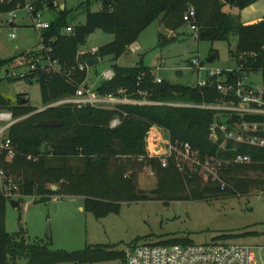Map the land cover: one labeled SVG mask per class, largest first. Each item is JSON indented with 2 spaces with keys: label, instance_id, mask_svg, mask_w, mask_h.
<instances>
[{
  "label": "trees",
  "instance_id": "16d2710c",
  "mask_svg": "<svg viewBox=\"0 0 264 264\" xmlns=\"http://www.w3.org/2000/svg\"><path fill=\"white\" fill-rule=\"evenodd\" d=\"M102 4L101 10L92 11L93 0H86L85 24H72L69 10L57 7V14L51 27L41 34L45 47H51V58L58 60V68H52L46 52H24L19 57L31 59L36 64L23 77L40 85L44 105L75 94L78 86L86 81L87 73L80 69V63L88 58L111 56L119 59L127 46L137 41L138 36L150 24L163 20L169 30H177L184 21V14L194 7L195 24L199 27V41H227L237 36L235 49L230 56L237 63L240 72L261 73L264 80V17L243 22L224 10L225 5L244 10L260 0H95ZM53 0H46L51 9ZM17 1L0 2V15L16 8ZM43 8V5L39 6ZM166 24V25H167ZM73 25L72 33H64ZM114 34V39L101 46L95 55L77 57L78 50L85 46L97 30ZM159 45L173 42L163 32L159 33ZM213 60L218 51L213 50ZM18 57L0 59V69L7 67ZM43 59L46 63H38ZM212 60V61H213ZM114 76L100 83L101 94H115L124 89L129 97L141 98L140 91L149 94L151 101L171 103L184 102L200 104L220 99L215 88H201L195 85L173 83L162 79L155 81L152 68L143 60L136 65H112ZM2 79H0L1 82ZM24 96H18L16 105L0 92V109H9L14 118L23 117L13 124L8 133L16 155L9 160L5 150L0 151V169L6 177L20 178L19 196H39L46 202L51 196L78 195L84 198V209L93 212L97 218L111 212H118L121 202L140 200H201L229 194H248L252 189H264V148L236 144L237 152L249 154L252 162L232 164L221 170V175L230 184L222 188L217 183L205 182L199 175L180 172L173 161L162 167L157 160H149L156 171L157 186L149 193L140 189L138 176L144 162L138 156L146 154V138L152 126L157 125L170 131L173 140L189 142L200 150L202 156L218 152L219 145L210 138V125L215 111L206 108L174 106L169 104H122L118 110L95 107H78L62 104L34 113L37 108L21 103ZM127 113L123 116V113ZM27 116V117H26ZM120 116L122 122L111 127L110 121ZM63 121L58 127L41 126L42 120ZM229 141V146H233ZM231 155L230 152L227 153ZM31 156L32 158H28ZM36 159V160H34ZM129 176H124L125 172ZM64 178L62 185L52 188V183ZM0 180V264H16L26 259L27 264L91 263L119 258L126 261L125 251H113V245L88 246L83 250H53L50 243L28 242L23 226L16 233L6 228V207L10 199L6 195V181ZM68 182V183H67ZM13 190V191H12ZM116 201L112 203L110 201ZM19 207V206H18ZM138 238L132 243V245ZM163 244L192 241L184 237L163 240Z\"/></svg>",
  "mask_w": 264,
  "mask_h": 264
},
{
  "label": "rangeland",
  "instance_id": "374dc122",
  "mask_svg": "<svg viewBox=\"0 0 264 264\" xmlns=\"http://www.w3.org/2000/svg\"><path fill=\"white\" fill-rule=\"evenodd\" d=\"M85 1L56 0L60 7L61 4H66L70 22L77 25L86 22ZM100 7V2L93 0L91 10L98 11ZM191 8L194 9L192 6ZM224 10L236 18L239 17L243 22L254 21L264 17V0L247 10H239L230 5H225ZM43 14L45 19L53 20L57 14V7L46 8ZM16 23L15 26H10L7 23V17L0 15V59L13 56L19 59L22 52L37 49L40 46V35L32 26L31 19L25 11L19 12ZM166 24L163 20L150 24L135 41L140 44L141 50L138 46V52L132 53L131 49L137 46L135 42L129 44L122 58L117 61L118 64L131 66L143 59L144 64L152 67L154 73L163 79L186 85H196L197 81L204 76L203 71L197 76L189 68L190 62L195 59L202 61L205 66L223 69L238 68L229 53L230 49L236 47L237 36L232 35L230 43L199 41L186 23H183L177 30H169ZM160 32L175 40L159 45ZM11 34L15 37L11 38ZM95 34L96 38H90L87 44L78 50V58L85 57L84 55H95L96 52H91L92 48L104 46L114 39L113 33L100 29ZM213 50L218 51V57L209 62L208 59L213 55ZM100 58L96 66L85 67L82 70L87 73L86 80H88V71L92 78L96 75V70L103 73L112 66L111 56H100ZM16 61L13 62L17 63L16 66H9L10 74L7 73V67L0 69V79H2L0 92L6 99L11 100L12 105H16L19 95L24 96L29 99L32 106L37 108L34 113L41 112L43 102L40 85L21 77L20 74L28 69L25 66H18L20 64ZM83 64V62L80 63V65ZM13 72L17 75L14 76ZM250 76L254 86L263 83L261 75ZM62 99L53 103H58ZM59 105L55 104L52 107ZM0 111L11 112L9 109H0ZM24 118L25 116L14 118L13 124ZM6 133L8 135L9 130ZM7 158L12 159L9 156ZM19 179L14 175L0 179L3 185V181H6L5 192L7 194L10 192L9 185ZM62 179L64 180L62 177L52 183V188L54 186L57 189L62 185ZM138 184L140 189L149 193L157 186V177L149 175L145 169H142L138 176ZM12 200L21 201L19 207H15ZM110 202L115 203L116 201L111 200ZM6 208L8 232L16 233L23 226L28 242H39V239L42 243L51 242L50 248L53 250L76 251L94 245H113L111 250L127 252L128 247L132 246L137 238L134 244L161 242L174 237L188 238L194 243L218 239L253 246L257 264H264V189L254 188L248 194H229L201 200L151 199L121 202L118 212H111L101 218L85 210L84 198L78 195L63 196L62 200L57 203L52 202L51 199L49 202H43L39 196L13 195L8 199ZM125 263L126 261L123 263L116 258L91 263L61 262L58 264ZM16 264H27V260L18 259Z\"/></svg>",
  "mask_w": 264,
  "mask_h": 264
},
{
  "label": "built area",
  "instance_id": "2783aa9c",
  "mask_svg": "<svg viewBox=\"0 0 264 264\" xmlns=\"http://www.w3.org/2000/svg\"><path fill=\"white\" fill-rule=\"evenodd\" d=\"M11 1H17V4L15 9L3 14L7 17V23L10 26H15L19 12L25 11L31 19L32 26L40 35V52L44 50L49 65L52 68H58V60L51 58L52 48L44 46L43 37L41 36L42 32L49 29L55 20V18L53 20L44 18L43 13L48 8L45 4L46 0H0L1 3ZM40 5H43V8H40ZM51 5L59 7L56 0H53ZM101 8L102 4L98 10H101ZM195 18V10L191 8L184 14L183 19L197 37L199 27L195 24ZM73 30L74 26L69 25L64 33L69 34ZM10 37L14 38L15 35L11 34ZM138 49V46L132 48L133 51ZM97 50V48H92L91 52L95 53ZM40 62L41 60L38 59V63ZM36 66L35 63L32 64L31 69H35ZM189 66L197 76L200 75L201 71L204 72V76L197 81L195 86L215 88L221 94L220 99L200 104L184 102L163 103L149 100V94L145 91H140L142 97L135 99L126 95L124 89L119 90V93L124 94L122 96L112 93L101 94L94 85L83 83L77 87L74 95L65 97L58 103H51L48 107L55 104H72L78 107L90 106L100 109H117L118 105L125 103L169 104L213 110L215 111V116L209 130L211 140L219 145V150L216 154L202 156L200 150L193 148L189 142L173 140L168 129L154 125L146 138V154L138 156L137 159L139 162H144L143 169L149 175H156L153 164L150 162L151 160H157L162 167H168L170 162L173 161L180 172L199 175L205 182L217 183L222 188H225L230 186V184L222 177L221 170L232 164H248L252 162L249 154L236 153V144L264 148L263 137L246 133L249 131H264V80L262 78L263 83L259 86H254L250 75H262L261 73L240 72L239 68L223 69L205 66L202 61L197 59L190 62ZM80 69H85V65H80ZM13 75L17 74L14 73ZM25 75L26 73L20 74L21 77ZM103 75L104 80H111L114 72L108 70ZM155 81L161 82L162 78L156 77ZM122 113L123 116L127 115L125 112ZM14 121L12 113L0 111V123H2L0 125V151L5 150L10 158H13L16 152L6 132ZM121 122L122 118L116 116L110 121V126L117 127ZM229 141L234 142L233 146H229ZM228 152L231 155H228ZM28 158L32 157L29 156ZM129 173L128 171L125 175L129 176ZM4 177H6L5 172L0 169V179ZM10 189L17 191V182L13 181L9 185L10 192L6 193V195H19L11 192ZM63 196L56 194L51 196V200L59 202ZM125 264H257V257L254 253V247L251 245L225 242L218 239L210 242H192L189 244L142 242L128 247Z\"/></svg>",
  "mask_w": 264,
  "mask_h": 264
},
{
  "label": "crops",
  "instance_id": "0c3cea01",
  "mask_svg": "<svg viewBox=\"0 0 264 264\" xmlns=\"http://www.w3.org/2000/svg\"><path fill=\"white\" fill-rule=\"evenodd\" d=\"M261 1V0H260ZM259 2V1H258ZM258 2H256V3H258ZM255 3V4H256ZM255 4H253V5H251V6H249V7H247L246 9H244V10H247L248 8H250V7H252V6H254ZM59 7H60V4L58 5ZM65 6H66V4H61V7L60 8H62V9H64L65 8ZM64 7V8H63ZM17 23H15V25H16ZM73 24V23H72ZM161 27V26H160ZM93 34H95V33H93ZM97 37V35L95 34V36L94 37H92V34H91V36H90V38H96ZM89 38V39H90ZM136 46H139L140 47V49L139 50H141V46H140V44H138V43H134ZM41 42H40V46L37 48V49H32V50H28V51H25V52H37V51H39L40 52V50H41ZM84 47V46H83ZM94 48H97V47H94ZM100 48V47H99ZM99 48H97V49H99ZM132 50V49H131ZM98 51V50H97ZM96 51V52H97ZM132 53H137L138 51L136 50V51H131ZM22 53H24V52H22ZM20 56V55H19ZM124 57V56H123ZM122 58V56L119 58V59H117L116 61H114L113 63H112V65L114 64V63H116V64H118V60H120ZM88 59H90V58H88ZM87 59V60H88ZM96 59V62H95V64H94V66H96L97 65V63L99 62V60L101 59L100 57H98V58H95ZM41 60V59H40ZM87 60H86V62L83 64V65H85V67H87V68H90L89 66H88V64H87ZM143 60V59H142ZM209 61V60H208ZM15 62V61H14ZM16 62H18L20 65H18V66H25V67H27V69H28V71L26 70L25 72H23V73H28L29 72V70L31 69V65H29L30 63H31V59H25V57H20L19 59H17V61ZM41 64H45L46 62L42 59L41 60V62H40ZM139 63V62H138ZM137 63V64H138ZM16 64L17 63H11V65L10 66H13V65H15L16 66ZM119 65V64H118ZM136 65V64H135ZM59 66V65H58ZM80 66V65H79ZM120 66H122V65H120ZM123 66H125V65H123ZM127 66V65H126ZM132 66V65H131ZM161 66V65H160ZM93 67V66H92ZM152 68V67H151ZM82 70V69H81ZM84 70V69H83ZM108 70H112L113 71V68H112V66L110 67V68H108ZM108 70H106V71H108ZM105 71H103V73H104ZM114 72V71H113ZM152 72L154 73V71H153V68H152ZM7 73H9L10 74V68L9 69H7ZM15 72H13V74H14ZM96 75L94 76V77H90L89 76V71H88V80H86L84 83H86L87 85H94L95 86V88L97 89V87H98V85L100 84V83H102V82H104L105 80H104V75H103V73L102 72H99V71H97L96 70ZM17 74V73H16ZM22 74V73H21ZM154 75H155V78L156 77H160V78H162L163 79V77H161V76H159V75H157L156 73H154ZM15 76V75H14ZM12 78V77H11ZM26 98V97H25ZM24 98V99H25ZM27 100H28V98H26ZM9 100V99H8ZM22 101V100H21ZM9 102H11V100H9ZM125 104V103H124ZM120 105H122V104H120ZM120 105H118V107L120 106ZM49 106V104L48 105H44L43 104V108H41V110L43 111V110H45L46 108H49L48 107ZM52 107V106H51ZM118 107H117V109L116 110H118ZM109 110H115V109H109ZM37 111V110H36ZM11 113V112H10ZM115 118V117H114ZM8 132V131H7ZM53 189H54V186H53ZM55 189H56V187H55ZM73 197H75V196H73ZM81 197V196H80ZM83 198V197H82ZM41 200V199H40ZM50 200H47L46 202H49ZM53 202V201H52ZM20 203H21V201H16V200H12V204L15 206V207H18L19 205H20ZM54 203H57V202H54Z\"/></svg>",
  "mask_w": 264,
  "mask_h": 264
},
{
  "label": "water",
  "instance_id": "95a60500",
  "mask_svg": "<svg viewBox=\"0 0 264 264\" xmlns=\"http://www.w3.org/2000/svg\"><path fill=\"white\" fill-rule=\"evenodd\" d=\"M94 36H95V34H92V37H94ZM208 60H209V62H212L213 56H211ZM95 62H96L95 58H90V59L87 60V64H88L89 67L94 66ZM26 102H27L26 98L21 101V103H23V104L26 103ZM38 124L41 125V126H47V127H58V126L63 124V121H58L56 119L42 120ZM246 133L249 134V135H255V136L264 138V131H257V132L249 131V132H246ZM54 189H55V187H54Z\"/></svg>",
  "mask_w": 264,
  "mask_h": 264
}]
</instances>
